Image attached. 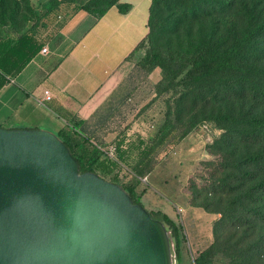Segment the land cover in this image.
Here are the masks:
<instances>
[{"label": "rangeland", "instance_id": "1", "mask_svg": "<svg viewBox=\"0 0 264 264\" xmlns=\"http://www.w3.org/2000/svg\"><path fill=\"white\" fill-rule=\"evenodd\" d=\"M47 1L0 0V40L8 35L7 26L14 36L27 27H34L46 12L53 13L54 2ZM57 1L71 7L90 4L98 11L114 0ZM146 35L124 63L127 75L136 81L130 93L137 97L135 102L127 105L134 118L124 116L120 121L124 126L137 124V128L145 127L146 130L144 137L136 138L132 143L134 155L126 158L134 164L136 154L142 152L146 144L151 155L148 168L162 163L169 171L161 173L160 178L168 184H154L157 193L165 202L178 195L182 204L194 207L184 215L178 211L177 223L183 224L190 243L186 239L182 242V260H177L168 239L171 264H193L197 253L213 243V229L221 218L216 211L222 197L221 193L215 194L212 190V185L217 183L214 180L232 173L239 158L247 151L264 152L262 141L232 139L229 146V130L233 125L223 121L225 117L264 114V98L259 96L260 92L264 93V0H162L153 7ZM211 54L229 55L235 67L205 76L193 63ZM160 58L171 70L163 82L161 68L154 65ZM174 73L177 76L174 77ZM167 85L169 87L165 89ZM169 126L171 130L174 128L173 132L166 136L164 145L154 148V142ZM105 150L97 149L98 157H104ZM225 164L228 170L223 172ZM253 171L260 172L258 168ZM104 177L108 181L112 179L111 176ZM223 202L226 207L227 201ZM246 207L247 204L242 203L232 211L239 213L242 222V215L246 219ZM160 212L150 210L156 220H159ZM245 228H222L220 224L216 242L224 250L228 238H244ZM257 238H262V248L255 252L263 257L264 224L256 225V235L250 240H241V245L245 249ZM241 245L232 246L227 254L233 258L241 251ZM219 257L225 260L223 256Z\"/></svg>", "mask_w": 264, "mask_h": 264}, {"label": "crops", "instance_id": "2", "mask_svg": "<svg viewBox=\"0 0 264 264\" xmlns=\"http://www.w3.org/2000/svg\"><path fill=\"white\" fill-rule=\"evenodd\" d=\"M151 2L118 0L101 15L59 5L53 13L40 17L34 27L17 35L11 36L7 26L3 43L13 45L21 36L23 43L28 37L35 50L17 71L3 75L0 127L47 130L59 134L73 150L80 146L104 150L123 144L132 157V143L144 137L146 130L137 124L124 126L120 121L124 116L134 118L127 105L137 97L130 93L136 81L127 75L124 63L147 33ZM118 4L126 5V10L121 11ZM82 136L89 140L83 143ZM165 170L162 163L154 165L135 191L147 211H161L178 224V211L184 215L193 206L182 204L178 195L165 202L157 193L154 184H168L160 179ZM185 238L189 243L186 232ZM183 250L181 244V260Z\"/></svg>", "mask_w": 264, "mask_h": 264}, {"label": "water", "instance_id": "3", "mask_svg": "<svg viewBox=\"0 0 264 264\" xmlns=\"http://www.w3.org/2000/svg\"><path fill=\"white\" fill-rule=\"evenodd\" d=\"M0 264H171L163 224L43 129L0 127Z\"/></svg>", "mask_w": 264, "mask_h": 264}, {"label": "trees", "instance_id": "4", "mask_svg": "<svg viewBox=\"0 0 264 264\" xmlns=\"http://www.w3.org/2000/svg\"><path fill=\"white\" fill-rule=\"evenodd\" d=\"M160 1L162 0H152L151 2L147 20V28L151 20L153 7ZM48 2H54L51 6L52 10H56L60 5V2L57 0H49ZM117 2L118 0H114L105 8L98 11L91 8L92 5L90 4H85L79 7L95 15H101L109 7L115 5ZM93 4L97 3L93 2ZM117 6L121 11H124L127 8V6L123 4H118ZM49 13L50 12H46L44 15H48ZM145 36L147 37V35ZM146 37H144V39ZM144 39L140 42V44L144 41ZM21 40L22 36L17 39L13 45H10L9 43H3L2 40H0V86L2 85L4 79L3 75L17 71L23 64H25V62L29 60L35 50L31 39L27 37L26 42L23 43ZM154 65L161 68V82H163L168 78V73L171 70L168 68V66H166V61L162 58L158 59ZM193 66L197 71H202L205 76H212L218 70L234 65L231 63L229 55L221 57L219 55L211 54L200 57L193 63ZM175 76H177V73H174V77ZM168 87L169 85L164 86L165 89H168ZM259 96L264 98V93L260 92ZM223 121L225 123H232L233 125L231 130H229V146L232 145L230 141L232 139L237 141L242 140L245 142H264V114L256 112L233 118L225 117L223 118ZM170 128L172 127L169 126V129H167L166 132L164 130V132L160 134L158 140L154 142V148L160 147L162 144L164 145L166 142V136L172 133L174 130V128L173 130ZM224 129H226V126ZM57 136L66 145L71 155L76 160L80 173L92 172L103 179L105 178L104 176H111L112 179L110 182L120 185L123 190L131 197L133 203L142 205L139 198L140 196L137 195L135 188L140 181L139 178H142L154 167L152 166L148 168L151 155L145 148L147 146L146 144L142 152L137 153L138 155L136 154L135 163L130 164L127 162L126 157L129 155H127L126 149L122 146L123 144H119V147L115 144L116 156L115 160H111L107 158L105 154L104 157H98L96 154L97 149L95 147L85 148L80 146L77 150H73L66 140H64L59 134H57ZM81 140H83V143H85L89 140V138L82 136ZM158 150L159 149H157V151ZM121 165L126 166L130 171L128 176L124 179L118 178V170L120 169ZM254 168H258L260 170L259 174L254 173ZM226 170H228V165L225 164V166H222V171L226 172ZM232 170L233 172L229 173L224 178H218L214 180L217 181V183L212 185V190L215 194L221 193L222 197V199L219 200L221 203L219 209L216 211V213L221 214V218L217 220L213 229L215 232L213 243L197 253L193 264H264V256L260 257L258 256L259 252L258 255L255 252L256 250L258 251V249L262 248V238L251 240L248 247L245 249H243L241 245V240H250L251 237L256 235V225L264 224V152L262 150L247 151L246 154L239 158L238 164H236ZM240 190L241 192L237 193ZM224 200L227 201L226 207L224 206ZM242 203L247 204V207L244 209L246 219L245 215H242V218L244 219L243 222L238 217L239 213L232 212L235 211L236 207ZM148 212L150 213V211ZM159 221L163 224L167 232L168 239L172 245V249L177 260H180L181 244L186 239L185 235H183V227L179 224H176L168 215L162 212H160ZM220 224L222 228L228 226V228L232 229L234 227L240 229V227L242 228L246 226L244 238L238 240H235L236 238H228V245L224 250H222L221 244L216 242L219 236L217 226ZM232 240L237 241V243H233L234 241L232 242ZM239 244L241 245V251H239L238 254L232 258L230 253L227 254L226 251L230 250L232 246L237 247ZM220 255L223 256L225 260H222L219 257ZM234 257L236 260H234ZM230 258H232V261L226 263Z\"/></svg>", "mask_w": 264, "mask_h": 264}, {"label": "built area", "instance_id": "5", "mask_svg": "<svg viewBox=\"0 0 264 264\" xmlns=\"http://www.w3.org/2000/svg\"><path fill=\"white\" fill-rule=\"evenodd\" d=\"M46 49L43 48L42 49V52H45ZM46 94V97L48 98V92L46 91L45 92ZM105 156L111 160H115V156H116V145L112 144V145H109L106 150H105ZM130 173L129 169L124 166V165H121L120 169L118 170V178L119 179H124L128 176V174ZM141 179V178H139ZM142 181H145V178L141 179Z\"/></svg>", "mask_w": 264, "mask_h": 264}]
</instances>
